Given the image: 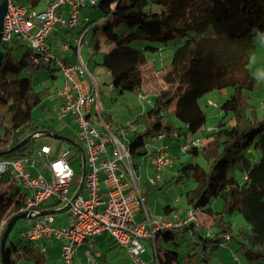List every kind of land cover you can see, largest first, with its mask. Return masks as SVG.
Returning a JSON list of instances; mask_svg holds the SVG:
<instances>
[{
	"label": "trees",
	"instance_id": "1",
	"mask_svg": "<svg viewBox=\"0 0 264 264\" xmlns=\"http://www.w3.org/2000/svg\"><path fill=\"white\" fill-rule=\"evenodd\" d=\"M14 2L21 5L20 0ZM39 2L24 0L22 6L35 8ZM89 7L103 11L112 31L125 28L114 34L106 26L96 25L90 38L89 61L93 67L101 66L110 73L113 91L123 93L140 87L147 64L145 52L155 51L156 44L178 41L169 65L157 72L161 85L150 104L120 128L127 136L120 133L119 137L126 140L134 156L143 155L146 144L158 135L179 142L181 151L187 154L186 160L180 154H172L167 146L170 167L177 163L176 182L188 184L184 211L168 203L157 216H150L174 219L176 215L179 220L191 211L197 223L189 222L180 230L161 229L154 244L144 239L152 247L151 258L144 257L159 264H179L178 252L166 249L163 255L157 241L163 238L169 243L176 234L184 238L188 234L204 249L209 244L217 247L222 241L235 239L249 264L264 262V115L259 117L245 94L257 83L247 65L253 37L264 32V0H96ZM92 23L87 22L86 27ZM134 42L143 44L136 46ZM1 43L0 103L5 109L0 114V150L34 134L26 144L1 156L15 158L30 155L40 147L34 139L44 135L36 136L39 130L33 129L32 114L51 95V88L37 89L32 79L44 69L49 71V79H55L52 72L56 66L44 61L35 63L34 53L26 43L18 44L25 50L16 60L11 52L13 44L8 47ZM72 48L76 51L77 47ZM226 88H232V92L217 105L218 115L207 124L199 98ZM170 107L180 127L166 120L165 112ZM193 138L202 139V146H189L183 151L182 146ZM254 151L260 153L257 162H253ZM190 156L203 158L204 165L191 161ZM156 184L155 180L144 187L157 188ZM146 190L142 191L144 197ZM215 200H220L219 210L215 209ZM23 205L22 187L8 175H0V241L8 221L21 213ZM55 206L56 203L46 207L55 210ZM198 211L206 213V217L199 220ZM234 213L242 216L245 228L235 230L229 219ZM205 227L207 230L202 231ZM46 260V249L22 234L17 240L8 236L3 256L0 251V264H45Z\"/></svg>",
	"mask_w": 264,
	"mask_h": 264
},
{
	"label": "built area",
	"instance_id": "2",
	"mask_svg": "<svg viewBox=\"0 0 264 264\" xmlns=\"http://www.w3.org/2000/svg\"><path fill=\"white\" fill-rule=\"evenodd\" d=\"M95 2L96 0H51L43 10H36L8 0L1 36V41L8 47L14 42L30 46L35 63H53L60 69L63 83L53 94V98L59 101L58 118L72 115L78 126L76 140L80 143L85 161L82 188H71L74 171L68 160L69 149L60 150L53 156V148L48 143L40 144L30 155L0 157V175H8L24 191V205L20 212L28 211L32 217L27 219L31 226L21 233L22 236L35 245H39L42 240H60V255L64 264H74L77 249L90 237L100 236L105 232L111 234L134 264H159L144 257L146 248L142 240L146 239L154 244L161 229L180 230L187 223L195 222L194 213L190 211L179 220L176 215V220L150 216L139 186L140 176L136 173L142 163L135 162L136 156L124 142L125 139L110 131L109 134L102 133L94 123H98V117L92 113L91 107L99 103V88L95 83L88 87L81 81L80 76H90L87 66L81 61L78 51L77 62L68 64L48 44L54 24L60 23V26L68 28L76 26L80 21L81 7ZM66 4L70 7V13L69 17L64 18L58 9ZM86 31L84 29L81 33L79 44ZM65 49L66 46H62V50ZM138 96L148 99L141 92ZM148 103L150 104V100ZM208 105L217 108V104L210 100ZM210 129L209 127L207 130ZM121 134L126 135L123 131ZM162 139L163 135L151 139L146 144V152L140 156L154 167L156 178L161 171L171 166L169 149L160 142ZM153 140L156 143H153L150 150L148 145ZM202 144V139L193 138L189 144L182 146V150L185 151L189 146L201 147ZM39 165L47 171L46 175L41 172L36 175L30 173V168ZM148 182L154 183L155 178L150 176ZM54 203L56 211H69L70 222L57 225L53 213L40 214L41 211L52 210L46 206ZM138 210L144 211V221L135 220ZM224 239L227 240L228 236H224ZM42 249L45 250L44 245ZM85 254L88 261L94 264L100 256L99 251L91 252L89 249H86Z\"/></svg>",
	"mask_w": 264,
	"mask_h": 264
},
{
	"label": "rangeland",
	"instance_id": "3",
	"mask_svg": "<svg viewBox=\"0 0 264 264\" xmlns=\"http://www.w3.org/2000/svg\"><path fill=\"white\" fill-rule=\"evenodd\" d=\"M24 0H20V3H23ZM46 0H41V2L36 6V10H41L44 7V3ZM28 6V4L26 5ZM63 11V13H70L69 6L63 5L58 9V12ZM88 17V21L84 20V17ZM103 21V22H102ZM87 22H93L91 26L88 28ZM60 26V23H58ZM98 26H106L108 32H112L114 34H120L125 31L124 27L119 28L118 30L112 31L111 26L106 23L105 15L102 10L94 7H86L82 9L81 12V20L80 22L74 26L73 28H68L63 26L62 28L55 29L58 32V36L55 34L50 38L52 42L53 49L57 52L59 57H62L63 51L62 44L70 46L69 49L73 50L71 44L75 47H79L81 57L85 60L86 63L91 64L93 67V63L89 61L90 54L88 53V48L90 46V38L93 33L94 27ZM84 27L88 28L87 33L85 34V38L79 44V37L81 33L84 31ZM70 36H67V35ZM77 35V36H75ZM58 37V38H57ZM67 37H70V41L68 42ZM253 47L249 51V62H248V70L249 72L255 76L256 78V86L250 90L245 91L247 96V102H249L257 111L259 117H263L264 115V32L255 35L252 39ZM3 44V43H1ZM136 46H142L141 42H134ZM157 49L155 51H146L145 55L147 58V64L144 68L143 73V87H138L134 91H124L123 93H119L117 91H113L108 87L110 83L108 79H104L105 83L99 84V99H100V113H98V104L92 105V113L96 114L98 117V123L95 121L97 129H99L104 134H109V131L114 133L117 136H120L121 131L120 128L126 126L136 115L140 113V111L144 110L143 108L148 106V100L152 98V94H154L160 84V80L158 78L157 72H160L162 68H165L169 65L172 54L175 48L178 46V41L170 42L168 45H155ZM3 48V45L0 46ZM25 48L23 46L18 45L17 43H13V48L11 52L14 54L16 60L20 58ZM71 52V51H70ZM66 63L71 64L73 61H66ZM149 69V72H148ZM57 77L53 80L49 79V71L47 69L42 70L37 75L33 77V83L35 87L41 88L42 86L50 87L51 95L42 103L37 105L33 109L32 114V126L34 130H47L50 128L55 132L63 133L69 138L73 139L78 146L68 143L48 135L37 137L34 139V143L38 144L41 142H46L50 144L53 148L52 155L56 156L60 150L69 149L70 154L68 156L69 163L74 171V176L71 183V188L75 189L80 186L82 178H83V154L80 147V143L76 140L78 133V126L75 122V118L72 115L68 117L57 120V110L59 109V103L57 105L56 101L52 100L53 94L56 92L55 86H59L61 81L63 80L61 71L56 66L53 72ZM150 77V78H149ZM152 77V78H151ZM62 78V79H61ZM151 82L150 86L147 85V81ZM142 93L143 95H147L148 99L144 100L138 96V93ZM232 92V88H226L223 90H214L208 92L199 98V103L205 110L207 114V124H209L210 118L218 115V109L214 108L211 105H208V101L215 102L217 105H220L224 99ZM57 105V108L55 105ZM97 105V106H96ZM170 107L169 111L165 112L166 120L171 124H175L178 127L181 124L176 121L172 110ZM5 105L0 103V114L4 111ZM66 128V129H65ZM197 136V135H196ZM121 137V136H120ZM164 144H168L171 146L172 152H176L180 154L183 160L187 159V154L182 152L180 149L179 142L177 140H170L168 137H163ZM125 142V141H124ZM181 142V140H180ZM153 142H150L148 148L152 150ZM181 151V152H180ZM260 153L257 151L253 152V162H257L259 159ZM191 161H198L200 164L204 165L203 158L200 157H189ZM200 158V160H199ZM136 163L141 164L140 167L137 168L136 173L139 176V186L141 190L144 192L146 188L145 184H148V180L150 176H153L156 180L157 188H152L146 190V209L150 212V215L157 216V214L162 212L163 206L165 204L170 203L175 207H179L180 210L185 206L184 200V191L188 187V184L176 182L177 177V168L176 164L166 171L161 172V178L157 179L155 176V172L152 167L147 166V162L142 157L136 158ZM39 172L44 175L47 174V171L43 170L42 165L37 167L30 168V173L33 175L39 174ZM175 176V178H174ZM185 181V179H184ZM50 202H53L51 200ZM214 206L216 210L220 208V200L214 201ZM158 212V213H157ZM53 215L56 217V224L58 222H70L71 216L67 209L62 211H55ZM199 220L203 219L200 211L196 213ZM145 214L143 210H138L135 214L136 221H144ZM233 222V227L235 230L237 227L245 228L247 226L246 222L242 218V216L238 213H234L230 218ZM2 223L0 224V231L2 229ZM31 226L30 220L20 219L17 221L13 229L9 234V239L17 240V237L21 235L27 228ZM98 237V236H96ZM96 237H90L89 241L94 242V248H90L89 246H85L86 249H89L91 252L100 251L102 256L97 259L96 264H132L126 255L123 248H121L117 243H113L112 236L109 232H105L100 235L97 239ZM157 241L158 248H160V252L164 255L166 249L174 250L178 252V263L179 264H249V261L244 257L243 253L238 249V243L235 239L231 241H223L219 246H213L209 244L205 249L201 245H196L191 236L186 234L184 238L181 234H176V238L174 241H170L166 243L163 238H158ZM145 246L148 251L152 249L151 244L148 241H144ZM113 243V244H111ZM49 250L52 252L46 253V263L45 264H64L62 257L60 255L61 243L58 239H48L46 243ZM111 245V246H110ZM84 247L80 248L77 256L74 259V264H78V260H80L81 264H94L92 262L87 261V256L84 253ZM236 256V258H234ZM205 258V261L203 260ZM87 259V260H86ZM26 264H33L32 262H26ZM253 264H264V262L253 263Z\"/></svg>",
	"mask_w": 264,
	"mask_h": 264
},
{
	"label": "crops",
	"instance_id": "4",
	"mask_svg": "<svg viewBox=\"0 0 264 264\" xmlns=\"http://www.w3.org/2000/svg\"><path fill=\"white\" fill-rule=\"evenodd\" d=\"M50 0H46V2L44 3V7L41 9V10H43L46 6H47V4H48V2H49ZM40 2H41V0H40ZM39 2V3H40ZM21 5H22V3H20ZM67 5V4H66ZM24 6H26V5H24ZM26 7H28V6H26ZM86 7H89V6H84V7H81V9H80V13H79V16H80V20H81V12H82V9H84V8H86ZM36 8V7H35ZM69 10H70V7H69ZM61 14H62V17H64V18H67V17H69V13H63V11H61ZM84 20L85 21H88V17L86 16V17H84ZM63 26H59V24L58 23H56V24H54V26L52 27V29H51V33H50V35H49V37H48V44H49V47H50V49L51 50H53L55 53H57L54 49H53V47H52V42L50 41V38L55 34L56 36H58V32H56V30L55 29H59V28H62ZM73 28V27H72ZM70 29V28H69ZM86 34V33H85ZM70 36V35H69ZM75 36H77V35H75ZM58 38V37H57ZM84 38H85V35H84V37H83V40H84ZM67 40H68V42L70 41V37H67ZM83 40H82V42H83ZM66 46V49L65 50H62L63 51V55H62V57L61 58H64V60H66V61H73V62H71V64H74V63H76L77 62V51H78V53H79V57H80V59H81V61L87 66V68H88V70H89V73H90V76H80V79H81V81L86 85V86H88V87H91V85L93 84V83H95L96 85H98V88H99V84H103V83H105V80L104 79H108V78H110V80H109V82L111 83V76H110V73L105 69V68H103V67H101V66H96V67H91V64H89V63H86L85 62V60L84 59H82V57H81V53H80V49L77 47L76 48V51L74 50V48H73V50H70L69 49V46H70V42H69V46L68 45H66L65 43H63L62 44V46ZM80 46H81V44H80ZM71 47H73V45L71 44ZM71 51V52H70ZM90 49L88 48V53L90 54ZM57 55V54H56ZM58 56V55H57ZM148 72H149V69H148ZM150 78V77H149ZM152 78V77H151ZM62 79V78H61ZM62 83H63V80L61 81V83H60V85L59 86H55L56 88H55V90H57L58 88H60L61 86H62ZM108 84V87L110 88V89H112V86H111V84ZM142 83H143V81H142ZM151 85V82H150V80L149 81H147V85L146 86H150ZM144 85H141V87H143ZM144 88V87H143ZM153 95V94H152ZM52 100L53 101H56V103H57V105H58V103H59V101H57V100H55L53 97H52ZM55 105V104H54ZM57 105H55L56 106V108H57ZM99 105H100V99H99V103H98V107H99ZM148 105H149V103H148ZM97 106V105H96ZM101 106V105H100ZM146 107H144L143 109H145ZM58 109V108H57ZM91 109H92V107H91ZM99 109H100V107H99ZM143 111V110H142ZM57 112H58V110H57ZM141 112V111H140ZM57 115V114H56ZM69 115H66V116H64L63 118H58V116H57V120H62V119H64V118H66V117H68ZM66 129V128H65ZM39 131H42V130H39ZM54 131V130H53ZM50 132H52V131H50ZM53 133H59V132H53ZM60 134H63V133H60ZM64 135V134H63ZM66 136V135H65ZM127 136V135H126ZM191 138H192V136H191ZM164 139L165 138H163L160 142H163V143H165L164 142ZM126 141V140H125ZM153 143H156V141H152ZM42 143H46V142H41L40 144H42ZM166 145H168L167 143H166ZM170 147V151H171V149H172V147L171 146H169ZM181 152V151H180ZM171 153L172 154H177L176 152H172L171 151ZM137 157H139V156H136L135 157V162H136V158ZM147 166L148 167H152L153 168V170H154V172H155V174H156V171H155V169H154V167L152 166V165H148L147 164ZM167 170V169H166ZM166 170H164V171H166ZM140 176V175H139ZM156 177V176H155ZM161 178V175H160V177H159V179ZM146 197V196H145ZM182 211H184V210H182ZM150 213V212H149ZM158 213V212H157ZM201 215L203 216V217H206V213H201ZM152 216V215H151ZM60 223H62V222H58L57 223V225L58 224H60ZM233 223V222H232ZM207 227H205L204 229H202V231L203 230H205ZM211 228V227H210ZM209 228V229H210ZM207 230V229H206ZM212 230V229H211ZM99 237V236H98ZM98 237H96V239L98 238ZM161 237V236H160ZM113 239V238H112ZM114 240V239H113ZM60 241V240H59ZM144 241H146V240H144ZM143 241V243H145ZM46 243H47V240L46 241H44V240H42L41 242H40V244L38 245V246H42V245H44L45 246V249H46V253L47 252H52L51 250H49V248L47 247V245H46ZM60 243H61V241H60ZM112 244V243H111ZM85 246H89L90 248H94V246H95V244H94V242H90L89 241V239H87L78 249H77V251H76V254H75V257L77 256V258L79 257V255L77 254L78 252H79V250H80V248H82V247H84L85 248ZM111 246V245H110ZM84 251V253H85V251H86V248L83 250ZM125 251V250H124ZM100 252V251H99ZM126 253V252H125ZM127 255V254H126ZM145 255V257L146 258H151V250L150 251H148L147 250V252L144 254ZM102 256V253L100 252V256L99 257H101ZM75 257H74V259H75ZM87 260V259H86ZM88 261V260H87ZM78 264H81V262H80V260H78Z\"/></svg>",
	"mask_w": 264,
	"mask_h": 264
},
{
	"label": "water",
	"instance_id": "5",
	"mask_svg": "<svg viewBox=\"0 0 264 264\" xmlns=\"http://www.w3.org/2000/svg\"><path fill=\"white\" fill-rule=\"evenodd\" d=\"M7 8H8V0H1V2H0V43H1L3 22H4L6 12H7ZM2 58H3V51L0 49V66H1ZM37 134L40 136L41 135H44V136L48 135L50 137H53V138H56V139H59V140H62V141L68 142V143H72V144L78 146V144L73 139H71L68 136H65L63 134H60V133H53V132H50L48 130H42V131H39ZM37 134H36V136H37ZM33 136H34V134H30L27 137L23 138L19 143H17L13 147H11L9 149H5V150H0V157L17 150L18 148H20L21 146L26 144ZM79 148L81 149V147H79ZM81 151H82V149H81ZM84 175H85V161L83 158V178H84ZM83 178H82L81 185H80L79 189L82 188ZM55 211L56 210H44V211H41L40 214L44 215V214H48V213H54ZM31 217H32V215H30V213L27 211V212L15 214L8 221L6 228L4 230L3 236H2L1 241H0V251H1L2 256H3L4 250H5V246L7 244L8 236H9L11 230L13 229V227L15 226V224L17 223V221L20 219H29Z\"/></svg>",
	"mask_w": 264,
	"mask_h": 264
}]
</instances>
